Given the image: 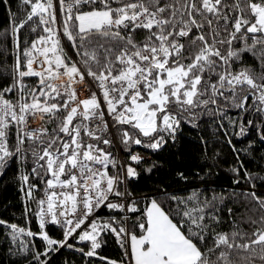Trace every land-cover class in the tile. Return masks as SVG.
<instances>
[{
	"label": "snow or ice",
	"instance_id": "snow-or-ice-1",
	"mask_svg": "<svg viewBox=\"0 0 264 264\" xmlns=\"http://www.w3.org/2000/svg\"><path fill=\"white\" fill-rule=\"evenodd\" d=\"M19 11L8 7L0 33L14 50L2 62L0 176L17 165L26 221L0 219L11 264H52L65 248L100 264H264V176L239 155L264 147V0H19ZM25 27L38 35L21 48ZM206 121L236 155L232 185L246 187L217 191L213 164L195 173L202 187L138 194L157 168L146 158ZM253 132L247 148L233 143ZM104 236L119 259L100 254Z\"/></svg>",
	"mask_w": 264,
	"mask_h": 264
},
{
	"label": "trees",
	"instance_id": "trees-1",
	"mask_svg": "<svg viewBox=\"0 0 264 264\" xmlns=\"http://www.w3.org/2000/svg\"><path fill=\"white\" fill-rule=\"evenodd\" d=\"M8 7L12 12L17 13V18L22 17L23 13L19 11V0H10L9 6L0 5V33H3L6 29H9L10 17L8 14ZM10 30V29H9ZM38 33L30 32L28 27L21 30L20 40L21 48H24L30 44ZM25 41L28 44H25ZM66 49L74 57L75 53L72 51L71 45L66 40L63 41ZM6 53L0 55V85L6 86L10 83V79L4 74V68L2 62L6 60L7 65H11L14 62V50L12 47L11 39H0V49H5ZM26 83L34 84L36 78H25ZM200 137H204L208 141L207 149L205 151L204 146L200 143ZM255 133L253 132L248 137L237 140L233 137V143L239 149L247 148L250 141L254 140ZM255 149L254 153L240 152V158L243 160L245 167L248 171L257 173L264 176V147L259 143L253 145ZM138 151H142L137 148ZM219 153V155H216ZM146 160H154L157 163V168L153 170L151 174L142 173L139 183L135 185L137 193H150L154 194L156 190L162 187H166L169 192H183L184 189L192 188L195 186H203L199 177L195 175L199 172L201 176L212 167L213 175L206 178V183L213 185L217 191L230 190L232 187L243 189L246 184L242 181L239 186L232 185L233 176L230 172L232 166L236 165V155L232 152L231 147L222 135L217 136V129L210 121H206L201 124L199 129L186 128L184 135L181 138L179 147H170L159 154H151ZM177 170H183L189 176V182L185 183L178 179L175 175ZM19 171L16 164H12L3 176H0V219H5L9 222L18 223L21 226H25L26 221L24 218V203L19 198V182L16 178ZM242 175V174H241ZM260 191H264L261 189ZM31 206L35 208V203ZM239 211V207L236 205H230ZM107 210L100 212L101 216H105ZM227 220V216H224ZM33 231L38 230V226L33 218L32 223L28 225ZM221 228L225 231L228 230V224L224 223ZM49 232L53 236H59L60 232L58 228L49 226ZM105 244L99 250L100 254L113 259L120 258V250L116 247L114 238L110 236H104ZM37 245L41 244V241H36ZM73 243V242H71ZM74 244H76L74 242ZM83 247V245H77ZM6 247L5 240L0 237V264H11V260L14 257H7L4 249ZM67 261L68 264H100L99 261L93 259H86L82 257L78 252L69 250L67 248L61 250L55 254L52 258V264H64Z\"/></svg>",
	"mask_w": 264,
	"mask_h": 264
},
{
	"label": "built area",
	"instance_id": "built-area-1",
	"mask_svg": "<svg viewBox=\"0 0 264 264\" xmlns=\"http://www.w3.org/2000/svg\"><path fill=\"white\" fill-rule=\"evenodd\" d=\"M65 46V45H64ZM65 49H66V47H65ZM66 51L69 53V51L66 49ZM70 54V53H69ZM71 55V54H70ZM36 121H34L33 122V125L34 126H36ZM19 172V171H18ZM18 172H17V175H18ZM17 175H16V178H17ZM21 196H22V194L20 193L19 194V198H20V200H21V202H22V199H21ZM23 203V202H22ZM51 227H54V226H51ZM56 228V227H55ZM70 242H73V244H74V242L76 243V241L75 240H73V241H70ZM116 247L120 250V248H119V246L116 244ZM120 253H121V250H120Z\"/></svg>",
	"mask_w": 264,
	"mask_h": 264
}]
</instances>
